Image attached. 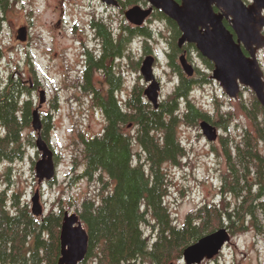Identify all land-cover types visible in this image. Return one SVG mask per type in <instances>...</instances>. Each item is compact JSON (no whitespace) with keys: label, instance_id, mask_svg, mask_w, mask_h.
Listing matches in <instances>:
<instances>
[{"label":"trees","instance_id":"trees-1","mask_svg":"<svg viewBox=\"0 0 264 264\" xmlns=\"http://www.w3.org/2000/svg\"><path fill=\"white\" fill-rule=\"evenodd\" d=\"M6 3L7 0H0V28ZM120 3L123 8L136 3L148 5L147 0ZM152 16L166 20L170 26L167 55L170 67L179 76L175 90L158 108L147 99L145 86L140 82L126 98L121 96L116 90L121 80L112 72V60L128 51L135 36L143 37L145 55L151 53L148 42L152 31L148 25L131 26L128 36L116 39L106 24L98 22L105 50L101 59L95 54L97 60L90 57L82 82L105 117L100 134H81L82 169L74 178H98L104 183L97 196H85L77 208L89 234L86 258L94 264H173L183 260L186 247L223 226L234 235L250 229L264 235V107L256 96L250 106L242 103L252 127H244L238 140L220 136L228 167L222 174L219 200L203 203L189 212L182 223L174 221L166 204L169 176L164 165L167 162L179 165L186 157L179 136L180 125H196L205 119L228 132L231 119L220 111L218 104L211 115L191 99L195 86L210 81L207 74L188 77L181 67L180 56L184 52L190 55V49L196 46L188 43L180 48L181 31L175 21L161 10H154ZM225 24L230 27L227 21ZM200 56L214 68L213 62ZM141 60L133 61L137 70ZM98 70L105 73L110 88H96L93 78ZM28 89L12 75L5 86L0 83V159L8 162L23 158L25 141L35 144L31 133L25 135L33 112L30 102L21 98ZM218 116L221 120H214ZM51 127L48 115L42 121L40 134L49 146ZM135 144L140 151H135ZM74 163L77 165V158ZM10 170L8 167L5 173L7 178ZM22 198L21 191L11 193L0 183V264H58L64 216L62 200L58 202L59 211L52 209L36 216L29 202ZM147 224L153 229L152 236L145 231Z\"/></svg>","mask_w":264,"mask_h":264},{"label":"rangeland","instance_id":"rangeland-1","mask_svg":"<svg viewBox=\"0 0 264 264\" xmlns=\"http://www.w3.org/2000/svg\"><path fill=\"white\" fill-rule=\"evenodd\" d=\"M127 8L129 6H109L101 0H7L0 28V83L5 86L11 75L15 80H22L29 89L21 98L30 102L32 110L39 106L41 91H45L47 100L39 110L44 118L51 115L50 146L57 165L55 180L52 183H40L35 164L41 158V152L36 147L38 132L33 129L32 123L26 128L25 135L31 133L35 144L25 141L23 158L12 162L0 159L1 185L11 193L21 191L22 199L29 202L30 208L33 195L39 191L45 214L52 209L60 210L59 199L62 200L64 211L77 212L82 198L97 196L104 186L98 178L90 180L81 177L74 180L82 169L81 134H100L105 125V117L94 104L92 93L82 86L81 61L85 59L83 52L87 48L101 49L100 42L93 38L91 21L103 19L118 33L125 24L134 26L123 11ZM150 18L145 25L152 31L148 43L151 53L157 57L155 74L162 82L160 95L163 101L175 90L179 76L170 67L167 55L170 26L164 19ZM21 27L27 28L28 37L25 41L17 38ZM128 48L123 60L116 62L117 71L122 69L121 96L124 98L137 82L146 86L140 69L133 66V61L145 57L142 55L143 37L135 36ZM189 54L191 62L198 69L194 76L203 77L207 74L210 77L209 82L195 87L191 99L210 111L211 115H214V106L218 104L220 111L231 119L229 131L211 123L219 128L220 136L238 140L244 127H252L242 103L250 106L255 93L250 88L242 87L237 99L229 97L221 84L211 78L213 68L205 63L200 52L191 48ZM259 59L264 69V53L260 54ZM93 80L95 86L103 87L104 90L108 88L100 72L94 75ZM218 119L221 120L219 116L214 120ZM200 122L196 125H180L179 136L186 148V157L179 165L170 162L164 165L169 176L166 204L177 223H182L189 212L203 203L219 200L222 174L228 167L220 136L215 142L208 141L202 133ZM134 148L140 151L138 144ZM76 158L77 165L74 163ZM8 167L11 170L7 178L5 173ZM145 231L152 236L151 225H145ZM85 264L94 263L92 259L86 258ZM173 264L184 262L181 260ZM200 264H264V235H257L252 229L236 235L231 233V241L222 252Z\"/></svg>","mask_w":264,"mask_h":264},{"label":"water","instance_id":"water-1","mask_svg":"<svg viewBox=\"0 0 264 264\" xmlns=\"http://www.w3.org/2000/svg\"><path fill=\"white\" fill-rule=\"evenodd\" d=\"M109 6H120L119 0H101ZM148 6L136 4L125 10V16L135 26H142L154 10H161L178 25L181 36L178 45L195 44L202 56L213 62L211 78L217 80L232 98H238L242 86L250 87L264 107V70L258 52L264 50V0H147ZM227 20L231 27L225 24ZM27 28L18 30L20 41L27 39ZM248 52V53H246ZM155 56L147 55L141 64V75L148 84L144 90L155 108L160 104L161 82L155 71ZM180 64L188 76L195 74V67L186 53L180 56ZM47 100L44 90L40 94L39 107L32 112V127L38 132L36 147L41 158L35 164L40 183L51 181L57 175L54 151L42 138V118L39 108ZM202 133L208 141L219 138V129L208 120L200 122ZM32 213L44 214L41 194L32 197ZM231 241V233L223 226L199 238L185 248L184 264H200L217 256ZM61 256L58 264H81L89 250V234L77 212H64L61 233Z\"/></svg>","mask_w":264,"mask_h":264},{"label":"flooded vegetation","instance_id":"flooded-vegetation-1","mask_svg":"<svg viewBox=\"0 0 264 264\" xmlns=\"http://www.w3.org/2000/svg\"><path fill=\"white\" fill-rule=\"evenodd\" d=\"M120 1L121 0H119V3H120ZM246 2H247V4H249L251 1H248V0H245ZM120 7L122 8V5H121V3H120ZM128 9V8H127ZM125 10L126 9H124L123 11H124V13H125ZM100 21H102L104 24H106V26H108V30L112 33V36L114 37V38H118V39H120L121 38V36L123 35V36H128L129 34H130V32H129V29H130V27H131V25L130 24H125V25H123V26H121V28H120V31L118 32V33H116L115 32V30L113 29V28H111L107 23H105V21L103 20V19H93L92 21H91V28H92V32H93V38H94V40L96 41V42H100L99 44H100V50L99 51H97V50H92V49H86L84 52H83V55L85 56V59L83 60V61H81V66H82V70H81V72H80V75H81V80L83 81L84 80V77H85V75H86V72L88 71V68H89V64H90V57L92 56L93 57V59H95L94 58V54H95V57H97L98 59H101V55L104 53V50H105V48H104V36L103 35H101L100 33H99V27H98V25H97V23L98 22H100ZM225 21H227V20H225ZM227 23H229L228 21H227ZM145 25V24H144ZM229 25H230V23H229ZM135 26V25H134ZM135 27H141V26H135ZM230 27H231V25H230ZM168 52V51H167ZM246 53H248V52H246ZM263 52H261V54H262ZM148 54H153V55H155L154 53H147L146 55H148ZM142 55H145V52L143 51V53H142ZM145 55V56H146ZM123 56H124V53H122V55L119 57V58H114L113 60H112V62H113V68H112V72H113V74L116 76V77H119L120 78V80L122 81V76H121V72H122V69H118V71H120V72H118L117 71V61H122L123 60ZM95 60H97V59H95ZM155 63L157 62V57H156V55H155ZM125 71V70H124ZM97 72H100V74L103 76V78H104V76H106L105 75V73L104 72H101V71H95L94 72V75L97 73ZM103 82V81H102ZM104 82H106V80H105V78H104ZM108 82V81H107ZM107 82H106V84H107ZM108 85V88H110L111 86H110V84L108 83L107 84ZM83 86V85H82ZM39 88V87H38ZM37 88V89H38ZM96 88H99V87H97L96 86ZM107 88V89H108ZM116 90H118L119 91V93H121L122 92V88H121V83H120V85L118 86V89H116ZM42 114V113H41ZM41 117H42V121L44 120V117H43V115H41Z\"/></svg>","mask_w":264,"mask_h":264}]
</instances>
